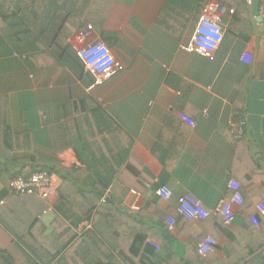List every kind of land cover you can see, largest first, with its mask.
Returning a JSON list of instances; mask_svg holds the SVG:
<instances>
[{
  "label": "crops",
  "instance_id": "obj_1",
  "mask_svg": "<svg viewBox=\"0 0 264 264\" xmlns=\"http://www.w3.org/2000/svg\"><path fill=\"white\" fill-rule=\"evenodd\" d=\"M212 4L224 41L209 61L184 47ZM258 13L264 14V0H89L82 26L63 42L72 57L49 44H40L30 64L16 52L0 57V149L24 139L12 152L10 171L31 174L46 166L59 190L52 204L29 198L27 216L0 213V264L8 255L9 264H129L136 231L157 244L173 240L170 251L179 254L204 234L219 241L221 250L211 252L217 257L227 255L226 240L258 245L252 238L261 224L250 219L264 203V21ZM234 15L241 20L233 23ZM81 32L87 43L102 39L125 69L92 88L97 78L76 64ZM244 50L254 55L252 66L241 63ZM239 89L242 110L236 111ZM232 116L246 122L243 140L228 127ZM229 178L243 183L250 209L237 211L233 233L213 227L222 222L217 206L232 196ZM161 186L173 191L170 201L156 195ZM186 193L209 210L206 220L181 218L178 199ZM169 217L176 219L173 230ZM186 253L197 264L194 250Z\"/></svg>",
  "mask_w": 264,
  "mask_h": 264
},
{
  "label": "trees",
  "instance_id": "obj_2",
  "mask_svg": "<svg viewBox=\"0 0 264 264\" xmlns=\"http://www.w3.org/2000/svg\"><path fill=\"white\" fill-rule=\"evenodd\" d=\"M192 1L196 3L201 0ZM88 3L89 0H0V57H9L16 52L20 59L26 57L28 64H30V62H33L30 55L41 49L40 44H49L53 48L61 49V54L66 52L67 56L72 57V52H69V45L64 46L63 42H67L70 36L82 26V8ZM240 20L241 16L234 15L233 23ZM233 31V29H230V34L236 37L238 33ZM33 44L34 47L32 46ZM76 64L82 71L84 64L80 58L77 59ZM212 67V65L209 66L211 72L214 74V70L216 69ZM91 78L93 83L95 79L94 77ZM208 80L211 81L210 78ZM239 90L234 103L236 111H238L237 109L242 110L239 106H241L243 101V91L242 89ZM29 138L27 137L26 139L29 140ZM23 140L16 139L13 141L14 144L18 145L4 142L3 148L0 149V156L5 159L2 162L7 161L6 164L0 165V213H4L5 215L20 214L27 216L28 212L24 206L28 205L29 207L27 202L29 198H40L36 195L16 194L9 187V183L13 178L19 176L28 178L32 174H25L24 170L17 173L10 171L15 166V161L11 157L12 152L21 148ZM92 161L93 163H102L106 159H95ZM39 171H48L53 174L54 170H49L45 166ZM241 186L243 190V183H241ZM96 191L101 193V197L104 195L103 189L96 187ZM81 197L85 199L88 195L85 192ZM244 198L245 203L240 210H250L247 198L245 196ZM258 218L262 232L257 233V238L255 236L252 238V240L258 242V245L256 244V246L252 247L248 243H235L231 245L226 240L224 242V246L227 249L225 258L217 257L211 253H208L206 256L200 255L198 251L200 236L185 242L183 244L185 251L183 254H179L178 252L170 251V248L174 246L173 240L160 241V250H157L148 245V233L136 231L134 243L130 249L131 261L129 264H191L189 262V254L186 253L187 248L194 250L197 256V264H264V215L260 214ZM141 219V215H138L135 216L134 221L136 224H139ZM231 226L225 225L221 220H216L213 227L215 229L217 227L220 228L222 232H236L237 228ZM217 248L221 250L220 246H217ZM261 249L263 250L259 252ZM5 261L7 264L13 263L12 256L8 255Z\"/></svg>",
  "mask_w": 264,
  "mask_h": 264
},
{
  "label": "built area",
  "instance_id": "obj_3",
  "mask_svg": "<svg viewBox=\"0 0 264 264\" xmlns=\"http://www.w3.org/2000/svg\"><path fill=\"white\" fill-rule=\"evenodd\" d=\"M218 5L212 4L205 10L201 16L192 37L191 43L184 50L198 54L209 61H214L217 52L219 51L224 41V30L217 14ZM233 11H231L232 13ZM264 16V14H262ZM89 29L92 27L89 26ZM78 41L83 47L78 51V56L83 62L85 68L93 74L97 81L92 86L101 84L102 80H107L122 72L124 64L118 61L111 49L102 39H96L87 43V36L81 32L78 35ZM254 55L248 50H244L240 56L241 63L246 66H252ZM208 90H212V85H209ZM150 102V106L153 105ZM177 117L182 122L188 124L192 128H196L198 123L182 112H177ZM228 127L232 135L236 139H242L245 134L246 122L243 118L232 116L228 122ZM227 186L232 192L229 200H221L216 210L222 218V222L231 226L235 222L237 211L241 209L245 203V198L242 193L241 183L235 178H229ZM10 189L19 195H36L44 201L52 204L57 197L56 176L48 171H39L32 173L28 178L22 176L13 178L9 183ZM156 195L162 201L168 202L173 198V191L167 186H161L156 190ZM54 203V202H53ZM178 213L182 219L186 221L206 220L210 212L204 206L203 202L193 196L191 193H186L178 199ZM52 210L50 205L49 211ZM257 211L264 215V203L257 206ZM251 221L256 227H259V218L256 214L250 216ZM167 226L173 230L176 225V219L169 217ZM148 245L160 250V245L151 240L147 241ZM219 245V241L210 235H202L198 242V251L202 256L214 252Z\"/></svg>",
  "mask_w": 264,
  "mask_h": 264
},
{
  "label": "water",
  "instance_id": "obj_4",
  "mask_svg": "<svg viewBox=\"0 0 264 264\" xmlns=\"http://www.w3.org/2000/svg\"><path fill=\"white\" fill-rule=\"evenodd\" d=\"M257 18H258V21L260 22H262V21H264V19L262 18V15L261 14H257Z\"/></svg>",
  "mask_w": 264,
  "mask_h": 264
},
{
  "label": "rangeland",
  "instance_id": "obj_5",
  "mask_svg": "<svg viewBox=\"0 0 264 264\" xmlns=\"http://www.w3.org/2000/svg\"><path fill=\"white\" fill-rule=\"evenodd\" d=\"M31 200H34V201H39V205L41 206V200H39L38 198H36V197H33V198H30Z\"/></svg>",
  "mask_w": 264,
  "mask_h": 264
}]
</instances>
